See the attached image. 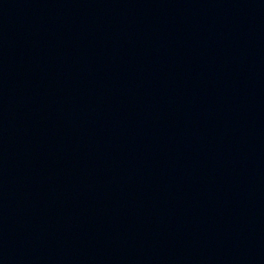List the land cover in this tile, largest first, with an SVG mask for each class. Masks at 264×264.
<instances>
[{
    "label": "water",
    "instance_id": "95a60500",
    "mask_svg": "<svg viewBox=\"0 0 264 264\" xmlns=\"http://www.w3.org/2000/svg\"><path fill=\"white\" fill-rule=\"evenodd\" d=\"M0 264H264V0H0Z\"/></svg>",
    "mask_w": 264,
    "mask_h": 264
}]
</instances>
